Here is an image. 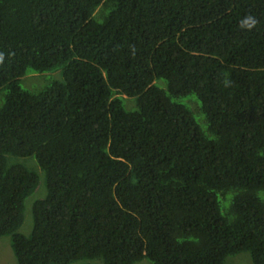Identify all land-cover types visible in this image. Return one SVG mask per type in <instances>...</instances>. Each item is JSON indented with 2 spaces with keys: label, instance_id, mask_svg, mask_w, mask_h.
I'll return each mask as SVG.
<instances>
[{
  "label": "trees",
  "instance_id": "16d2710c",
  "mask_svg": "<svg viewBox=\"0 0 264 264\" xmlns=\"http://www.w3.org/2000/svg\"><path fill=\"white\" fill-rule=\"evenodd\" d=\"M0 53V238L17 264H264V0H0ZM26 158L46 189L27 236Z\"/></svg>",
  "mask_w": 264,
  "mask_h": 264
},
{
  "label": "rangeland",
  "instance_id": "374dc122",
  "mask_svg": "<svg viewBox=\"0 0 264 264\" xmlns=\"http://www.w3.org/2000/svg\"><path fill=\"white\" fill-rule=\"evenodd\" d=\"M62 81L61 71L45 72V73H35L29 72L21 80V86L29 91L36 92L43 90L45 87L51 85L53 82ZM159 87L166 90V83L164 81L155 82ZM3 94L0 95V102H2ZM134 99L127 98L124 100V105L127 110H135L136 104L133 101ZM191 101H194L193 107L190 104ZM179 102L188 106L192 111L195 122L199 125L201 130L205 133L207 131L208 123L205 119V116L200 110V102L197 97L194 95L180 99ZM197 104V105H196ZM198 106V107H197ZM198 108V110H197ZM19 162L26 164L28 167H31L38 175L40 182L35 190V192L26 200L25 203V214H24V223L20 229V233L23 235H29L33 226L32 219V206L36 200L42 199L45 197L46 189L44 184V174L39 168L36 160L34 158L19 159ZM0 264H17L16 258L14 256L13 250L11 248L10 237H1L0 238ZM138 264H152L148 259H144ZM225 264H253L251 257L248 253H240L235 256H231L227 259Z\"/></svg>",
  "mask_w": 264,
  "mask_h": 264
},
{
  "label": "clouds",
  "instance_id": "9594fccd",
  "mask_svg": "<svg viewBox=\"0 0 264 264\" xmlns=\"http://www.w3.org/2000/svg\"><path fill=\"white\" fill-rule=\"evenodd\" d=\"M260 21L258 17L249 11L246 15H244L238 24V27L242 31L251 32L255 29H257ZM5 63V55L3 53H0V67H2ZM226 86H230V82L226 84Z\"/></svg>",
  "mask_w": 264,
  "mask_h": 264
}]
</instances>
